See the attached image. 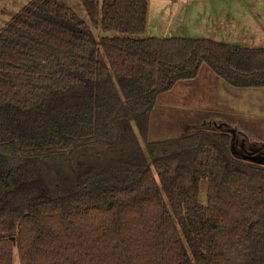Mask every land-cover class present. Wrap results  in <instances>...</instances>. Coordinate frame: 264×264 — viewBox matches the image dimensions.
I'll list each match as a JSON object with an SVG mask.
<instances>
[{"label":"trees","instance_id":"trees-1","mask_svg":"<svg viewBox=\"0 0 264 264\" xmlns=\"http://www.w3.org/2000/svg\"><path fill=\"white\" fill-rule=\"evenodd\" d=\"M82 3L90 25L31 0L0 30V264H264L263 158L219 123L148 139L157 97L204 70L264 88V48L148 36L149 0Z\"/></svg>","mask_w":264,"mask_h":264},{"label":"rangeland","instance_id":"rangeland-1","mask_svg":"<svg viewBox=\"0 0 264 264\" xmlns=\"http://www.w3.org/2000/svg\"><path fill=\"white\" fill-rule=\"evenodd\" d=\"M31 0H0V30ZM71 6L89 25L91 20L82 0H56ZM182 0H149L148 22L152 35H159L170 23L171 13ZM224 15L236 23L226 25L237 29L241 39L239 46L264 48V0H218ZM232 21V20H231ZM171 24V29L173 24ZM97 36L104 35L100 29ZM225 43L231 44L228 40ZM212 83L198 85L188 92L178 88L160 94L151 116L149 141L173 139L180 135L181 126L194 115L208 114L201 125L219 123L226 125L233 134L236 148L242 153L257 155L264 159V88L233 87L217 75ZM195 117V118H194ZM215 128V127H213ZM207 180L200 184V203L207 204ZM13 264H20L17 250Z\"/></svg>","mask_w":264,"mask_h":264},{"label":"crops","instance_id":"crops-1","mask_svg":"<svg viewBox=\"0 0 264 264\" xmlns=\"http://www.w3.org/2000/svg\"><path fill=\"white\" fill-rule=\"evenodd\" d=\"M183 2L175 6L172 10L170 23L173 24L171 29V24H168V27L159 35H152L149 29V22L147 27L148 36L156 37H183V38H207L215 41L225 43L230 40L231 45L239 46L240 43V34L242 29L238 32L235 28L227 26L226 20L229 15H224L222 11V6L219 5L216 1L218 0H182ZM230 17V16H229ZM229 19L230 22L236 23V19L233 20L232 17ZM229 44V43H227ZM208 70H204L197 79L191 82H185L178 84L175 88H178L181 92H188L192 94V89H195L198 85L210 84L215 79ZM202 86V85H201ZM171 90V91H172ZM170 92V91H169ZM196 119H188L183 122L182 127L185 124L192 123L196 124L197 122L204 121L208 114H198L194 115ZM194 117V118H195ZM181 131V130H180Z\"/></svg>","mask_w":264,"mask_h":264},{"label":"water","instance_id":"water-1","mask_svg":"<svg viewBox=\"0 0 264 264\" xmlns=\"http://www.w3.org/2000/svg\"><path fill=\"white\" fill-rule=\"evenodd\" d=\"M253 160H257V158H252ZM261 163L264 164V159H261Z\"/></svg>","mask_w":264,"mask_h":264}]
</instances>
